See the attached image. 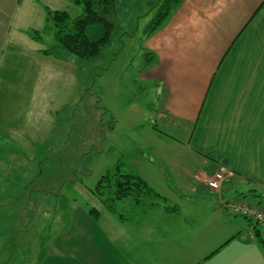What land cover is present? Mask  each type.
Returning <instances> with one entry per match:
<instances>
[{
  "label": "rangeland",
  "instance_id": "obj_1",
  "mask_svg": "<svg viewBox=\"0 0 264 264\" xmlns=\"http://www.w3.org/2000/svg\"><path fill=\"white\" fill-rule=\"evenodd\" d=\"M134 1L135 6L124 9L122 29L98 56L59 59L35 51L54 44L52 31L43 33L42 42L33 39L29 31L43 32L46 5L67 10L72 16L78 15L81 7L74 0H22L6 37L8 45L0 67V101L8 105L13 99L17 108L1 104L0 138L5 134L3 128L14 125L26 111L28 97L30 104L42 97L47 107L42 116L39 112L28 114L25 125L16 124L27 126L28 134L38 129L32 140H0V159L11 164L10 170L4 169V163L0 169V264H47L44 256L49 249L67 239L65 247L72 250L78 233L73 230L81 225L80 221L73 224L79 219L74 208L86 209L91 221L97 217L93 208L103 218L107 216L109 210L93 190L108 170L115 172L118 163L164 196L149 210L188 214L191 201L198 200L193 205L198 204L197 219L202 226L210 223V230L223 229L221 218L215 220L213 213L219 205L190 192L193 179L189 173L199 163L181 143L188 140L190 126L179 121L176 126L166 123L160 114L165 94H160L157 82L146 78L156 58L147 49L144 31L159 2ZM152 3L155 10L150 8ZM37 70L41 72L36 74ZM20 76L29 80L28 86H39L10 98V82L18 83ZM25 142L31 145L24 146ZM112 204L115 211L109 212L108 219L121 221L120 214L126 221L144 217L140 205L130 197ZM10 220L16 226L10 225Z\"/></svg>",
  "mask_w": 264,
  "mask_h": 264
},
{
  "label": "crops",
  "instance_id": "obj_2",
  "mask_svg": "<svg viewBox=\"0 0 264 264\" xmlns=\"http://www.w3.org/2000/svg\"><path fill=\"white\" fill-rule=\"evenodd\" d=\"M263 1L181 0L164 23L147 36V49L156 60L146 78L157 82L160 94H165L160 114L173 126L178 121L190 126L188 140L181 142L199 162L189 173L193 179L190 192L219 205L213 213L215 220L221 218L223 229L212 231L210 223L202 226L197 219L198 204L193 205L198 200L191 201L188 214L153 208L143 218L125 222L108 219L109 211L104 218L98 214L91 221L89 212L76 206L74 216L79 219L73 224L80 221L81 225L73 230L78 231L74 247H65L68 239L58 240L44 256L47 264H264L260 225L244 216L242 220L219 204L220 199L246 198L264 207ZM21 5L22 0H0V67L8 45L6 37ZM9 20L12 24L6 25ZM39 49L35 51L41 53ZM37 63L41 68L42 62ZM10 83V98L39 86H28L29 80L23 76L18 83ZM28 102L29 97L26 111L14 125L3 128L2 138H34L38 129L28 134L31 130L27 126L16 124L25 125L28 114L39 112L42 116L47 106L42 97ZM14 103L13 99L8 105L0 101V108H17ZM2 163L5 170L11 169L6 158L0 159V169ZM220 169L227 172V179L221 192L212 191L207 179ZM8 223L16 226L14 220Z\"/></svg>",
  "mask_w": 264,
  "mask_h": 264
},
{
  "label": "trees",
  "instance_id": "obj_3",
  "mask_svg": "<svg viewBox=\"0 0 264 264\" xmlns=\"http://www.w3.org/2000/svg\"><path fill=\"white\" fill-rule=\"evenodd\" d=\"M74 1L81 7V12L78 15L72 16L67 10L47 7L43 32L38 29L29 31L30 36L40 42L44 40L43 33L53 32L54 44L39 49L41 53L57 58L76 56L80 59H91L98 56L111 43L114 35L122 29L124 9L130 4L136 5L134 0ZM180 1L158 0L159 5L156 10L154 1L150 7L151 10H155L154 16L147 25L145 34L149 36L159 28L171 15V12L177 8ZM146 3L150 4V0H146ZM262 6H264V1ZM114 171L111 173L108 170L93 190L109 212L115 211L112 202L116 199L130 197L140 205L139 211L142 215H145L151 207L158 205L160 199H165L144 178L131 170L124 169L121 164L118 163ZM166 209L171 210L170 207H166ZM91 211H94L95 216H98L96 208ZM120 219L124 221L126 217L120 214ZM221 247H218L205 259L211 257Z\"/></svg>",
  "mask_w": 264,
  "mask_h": 264
},
{
  "label": "built area",
  "instance_id": "obj_4",
  "mask_svg": "<svg viewBox=\"0 0 264 264\" xmlns=\"http://www.w3.org/2000/svg\"><path fill=\"white\" fill-rule=\"evenodd\" d=\"M225 179V171L219 170L207 179V184L210 189L220 191ZM220 208H226L230 213L251 218L254 223L260 225L261 230L264 232V207L259 204L250 203L245 199H237L222 201Z\"/></svg>",
  "mask_w": 264,
  "mask_h": 264
}]
</instances>
